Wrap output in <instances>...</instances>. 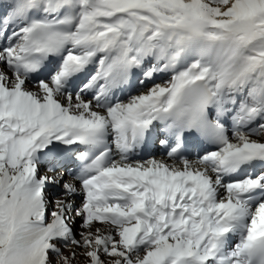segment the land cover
I'll return each mask as SVG.
<instances>
[{
    "label": "snow or ice",
    "instance_id": "obj_1",
    "mask_svg": "<svg viewBox=\"0 0 264 264\" xmlns=\"http://www.w3.org/2000/svg\"><path fill=\"white\" fill-rule=\"evenodd\" d=\"M0 264H264V0H0Z\"/></svg>",
    "mask_w": 264,
    "mask_h": 264
},
{
    "label": "bare ground",
    "instance_id": "obj_2",
    "mask_svg": "<svg viewBox=\"0 0 264 264\" xmlns=\"http://www.w3.org/2000/svg\"><path fill=\"white\" fill-rule=\"evenodd\" d=\"M156 153H157V150L153 151L151 154H155L157 156V158H159L158 154H156Z\"/></svg>",
    "mask_w": 264,
    "mask_h": 264
}]
</instances>
